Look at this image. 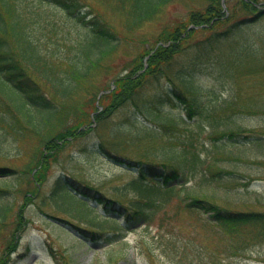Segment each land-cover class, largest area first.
Here are the masks:
<instances>
[{
    "label": "trees",
    "instance_id": "trees-1",
    "mask_svg": "<svg viewBox=\"0 0 264 264\" xmlns=\"http://www.w3.org/2000/svg\"><path fill=\"white\" fill-rule=\"evenodd\" d=\"M170 1L0 0V133L8 134L14 142H32L22 167L0 163V230L10 215L15 224L12 239L0 253V264H14L12 253L17 251L19 244L15 237L22 227V213L39 193L49 163L71 138L97 130L120 106L140 98V91L149 79L157 80L163 73H174L186 92L165 87L167 99L184 103L189 117L202 116L206 112L207 106L199 97L200 88L195 83L194 73L180 68L174 71L175 57L186 46L203 47L204 40L211 37L214 41H224L237 34L239 41L247 46L238 53L229 49L230 61L224 62L222 67L231 77L252 71L249 62L258 58L252 48L256 37L244 30L249 31L248 27L252 29L260 21L264 8L257 5V0H202L205 3L202 9L196 5L185 24L180 22L171 29H163L154 41L148 42L149 46H139L137 53L124 61L122 73L112 77L113 83L99 86L97 75L110 72L111 61L120 45L126 40H135L131 37L134 29L153 19ZM109 18H118L121 27L128 31L118 29ZM214 24L217 28L210 29ZM204 31L207 34L191 40ZM261 70H264L263 65ZM170 79L172 81L171 76ZM107 89L110 90L106 92ZM101 90L105 92L98 95ZM234 98L237 102L236 95ZM252 103L258 107L257 102ZM237 105L234 99L223 104L233 110L230 115L233 120ZM143 108L153 121L159 122L162 132L174 135L172 139L179 145L170 148L173 161H169L171 158L159 161L152 157L122 156L115 146L112 149L99 140L97 149H102L110 161H117V165L132 173L123 188L134 191L135 196L126 203L71 174L57 175L47 198L56 209L87 224L83 227L63 220L72 225L74 234L87 243L88 240L112 241L123 228L146 220L150 212L179 192L183 193L180 197L185 208L208 213L209 219L216 223L263 221L259 212L228 209L205 193L185 189L186 183L196 174L203 184L211 178L219 180L222 173H228L229 177L231 171L221 168L218 161L223 157L237 159L240 156L225 149L246 143L261 145L263 135L235 125L213 126L207 144L191 132L183 138L176 136L174 125H170L175 123L174 119L144 103ZM239 110L237 115L250 113L242 107ZM210 111L206 112L207 120L214 123L217 115ZM144 128L153 131L148 126ZM124 129L126 133L131 131L126 126H112L109 139L120 137ZM23 154L19 148L16 155ZM0 156L9 157L3 153ZM23 181L25 185L21 186ZM18 196L22 198L17 202ZM89 197L102 206L101 213L89 204ZM117 215L125 217V221L121 223ZM106 224L112 229L104 228ZM29 249L26 245L19 256L27 255Z\"/></svg>",
    "mask_w": 264,
    "mask_h": 264
},
{
    "label": "rangeland",
    "instance_id": "rangeland-1",
    "mask_svg": "<svg viewBox=\"0 0 264 264\" xmlns=\"http://www.w3.org/2000/svg\"><path fill=\"white\" fill-rule=\"evenodd\" d=\"M257 1V5L264 8V0ZM204 4L202 0H171L165 4L153 19L130 32L135 40L129 39L120 45L116 57L111 61L110 72L93 77H96L97 84L101 86L111 82L114 75L122 73L124 61L134 56L139 46H149L148 42L154 41L163 29H171L180 22L185 24L190 11L197 8L196 5L202 9ZM109 20L118 29L128 31L121 27L118 18ZM214 26L210 29L217 28L216 24ZM248 30L244 32L256 37L252 48L258 58L255 62H249L252 71L240 77H231L228 70L222 67L224 62L230 61L229 49L238 53L247 46L239 41L237 34L224 41H214L211 37L204 40L203 47L184 46L183 51L175 55L174 71L180 68L194 73L195 83L200 88L199 97L202 104L207 106L204 112L211 110L217 115L213 118L214 123L207 120L206 112L202 116L189 117L184 103L178 99H167L165 87L186 92L183 83L174 78V73L170 71L172 81L166 73L160 79H149L140 91V98L120 106L97 130L71 138L45 169L39 193L22 213V227L16 231L15 242L18 239L17 249L21 252L26 245L30 246V251L24 257L15 255L17 259L14 257V264H264V138L263 144L258 146L246 143L225 149L232 155L240 156V159L223 157L218 161L221 168L231 171L229 177L228 173H222L219 180L211 178L203 184L196 174L185 185L186 190L205 193L225 208L259 212L262 222L216 223L209 219L208 213L185 208L180 197L183 193L179 192L150 212L146 220L128 225L116 239L107 242L88 240L89 243H85L82 237L74 234L72 225L63 220L83 227H87V224L56 209L47 198L54 178L67 173L97 186L113 198L126 203L132 200L135 192L123 188L132 173L117 165V161H110L102 149H97L96 143L103 140L104 145L112 149L115 146L122 156L168 161L171 158L170 148L175 145L172 139L174 135L162 132L159 122L150 118L143 103L174 119L175 123L170 125H174L176 136L182 138L191 132L208 144L213 126L221 128L226 125L240 126L264 136V70H261V66H264V16ZM204 34L207 31L194 35L191 40ZM233 95L237 96V102ZM230 99L238 104L237 114L240 107L248 109L250 113L236 114L233 120L230 117L233 110L223 106ZM252 102H257L258 107H254ZM114 125L126 126L131 131L126 133L124 129L118 139L112 137L110 140L109 130ZM144 125L153 131L145 130ZM30 145L31 141L14 142L1 131L0 153L9 157L4 159L0 156V163L22 167L30 154ZM19 148L24 153L21 156L16 155ZM25 182H21V186ZM21 198L18 196L17 202ZM87 200L102 212V206L92 197ZM117 218L121 219V223L125 221L122 215H117ZM13 219V215H10L0 230V253L4 252V247L12 239ZM103 227L112 229L108 224Z\"/></svg>",
    "mask_w": 264,
    "mask_h": 264
}]
</instances>
